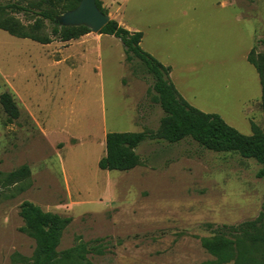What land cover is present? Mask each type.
<instances>
[{"label": "rangeland", "instance_id": "1", "mask_svg": "<svg viewBox=\"0 0 264 264\" xmlns=\"http://www.w3.org/2000/svg\"><path fill=\"white\" fill-rule=\"evenodd\" d=\"M37 10L14 16L32 22ZM113 10L136 30L150 25L148 43L193 105L244 134L251 121L264 130L261 84L246 57L250 45L264 54V0H116ZM44 23L51 35L54 24ZM153 82L114 35L43 44L0 29V94L21 112L9 123L0 104V264L38 259L24 201L72 218L56 256H74L58 264H205L214 257L201 238L213 229L264 222V164L162 138ZM108 132H145L136 148L143 163L101 169Z\"/></svg>", "mask_w": 264, "mask_h": 264}, {"label": "trees", "instance_id": "2", "mask_svg": "<svg viewBox=\"0 0 264 264\" xmlns=\"http://www.w3.org/2000/svg\"><path fill=\"white\" fill-rule=\"evenodd\" d=\"M81 0H38L35 4L21 3V0L0 3V29L19 38L46 44L53 40L69 41L87 34L91 29L86 25L64 26L56 20L58 16L77 7ZM99 9L108 14L101 0H96ZM34 21L25 23L14 16L19 12H36ZM45 20L54 24L51 35L43 31ZM100 33L114 35L121 39L130 57H137L144 70L153 77V89L161 108L165 112L161 137L170 143L191 138L201 146L215 152H237L243 157L253 158L264 164V130L251 121L252 134H244L230 125L219 113L205 112L191 105L173 83L171 66L163 64L141 46L143 33L131 31L116 19L110 18ZM248 61L256 68L261 84V105L264 111V54L255 57V47L248 55ZM7 121L12 123L21 112L11 93L0 94ZM147 137L145 132H108L106 135V155L98 165L105 170L126 171L143 163L136 148ZM20 215L26 231L36 241L38 259L36 264H58L71 259L67 253L62 260L56 256L64 229L70 224V216L42 210L31 201H24ZM263 216L247 220L237 225H223L213 229L209 237L201 238L203 248L214 257L205 264H264V222ZM250 253V254H248ZM256 253V254H255ZM79 258L86 259L83 254ZM86 264H92L86 260Z\"/></svg>", "mask_w": 264, "mask_h": 264}, {"label": "water", "instance_id": "3", "mask_svg": "<svg viewBox=\"0 0 264 264\" xmlns=\"http://www.w3.org/2000/svg\"><path fill=\"white\" fill-rule=\"evenodd\" d=\"M109 19V14L99 9L96 0H81L76 8L64 12L56 21L64 26L86 25L92 31L99 32Z\"/></svg>", "mask_w": 264, "mask_h": 264}, {"label": "crops", "instance_id": "4", "mask_svg": "<svg viewBox=\"0 0 264 264\" xmlns=\"http://www.w3.org/2000/svg\"><path fill=\"white\" fill-rule=\"evenodd\" d=\"M102 1V3H103V6L108 10V14H109V16H110V18H114V19H116L122 26H124V27H126V28H128L129 30H131V31H140V30H136V28H134V27H131V26H128L126 23H124L123 21H120L119 20V11H114L113 10V7H114V3L116 2V0H101ZM149 31H151L150 30V25H147L144 29H142V33H143V36H142V39H141V46H142V48H143V46H147L148 47V52L149 53H151L154 57H156V51H155V49L154 48H152L151 46H150V44L148 43V39H147V35H149ZM156 34H158L157 32H155V35ZM147 41V42H146ZM253 44V43H252ZM252 47V45H250V46H248L247 48L248 49H246V50H248V52H247V61H248V55H249V53H250V51H251V48ZM254 48V47H253ZM144 49V48H143ZM145 50V49H144ZM147 51V50H146ZM158 60H160L161 61V59H160V57H156ZM162 63H163V61H161ZM249 62V61H248ZM250 63V62H249ZM163 64H165V65H167L168 63H163ZM251 64V63H250ZM251 65H253V64H251ZM254 66V65H253ZM255 68V67H254ZM256 69V68H255ZM257 71V70H256ZM174 68L171 66V73H170V77H171V79H172V81H173V83L175 84V86L177 87V89L179 90V92L181 93V95L191 104V105H193L192 103H196V98L192 95V94H190V91L189 90H187V89H182V88H179L178 87V85L180 84V81H179V77H176V79H175V76H174ZM258 73V72H257ZM258 76H259V74H258ZM259 81H260V84H261V80H260V76H259ZM178 84V85H177ZM180 86V85H179ZM258 95H259V93H258ZM252 96V95H251ZM261 96H262V84H261ZM260 96V97H261ZM248 99H250V98H248ZM247 99V100H248ZM196 104H198V103H196ZM193 106H195V105H193ZM196 107V106H195ZM198 108V107H197ZM200 109V108H199ZM200 110H202V109H200ZM203 111V110H202ZM206 112V111H205Z\"/></svg>", "mask_w": 264, "mask_h": 264}]
</instances>
